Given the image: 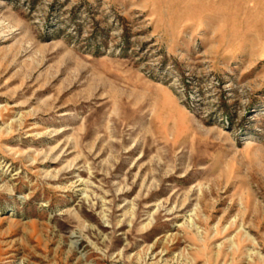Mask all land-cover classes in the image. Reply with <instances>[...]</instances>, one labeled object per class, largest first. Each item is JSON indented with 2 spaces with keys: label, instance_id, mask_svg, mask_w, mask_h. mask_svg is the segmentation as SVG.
Wrapping results in <instances>:
<instances>
[{
  "label": "rangeland",
  "instance_id": "374dc122",
  "mask_svg": "<svg viewBox=\"0 0 264 264\" xmlns=\"http://www.w3.org/2000/svg\"><path fill=\"white\" fill-rule=\"evenodd\" d=\"M0 264H264V0H0Z\"/></svg>",
  "mask_w": 264,
  "mask_h": 264
}]
</instances>
